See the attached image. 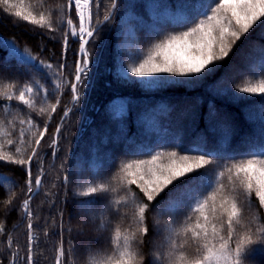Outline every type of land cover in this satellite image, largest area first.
Masks as SVG:
<instances>
[{
  "label": "trees",
  "instance_id": "16d2710c",
  "mask_svg": "<svg viewBox=\"0 0 264 264\" xmlns=\"http://www.w3.org/2000/svg\"><path fill=\"white\" fill-rule=\"evenodd\" d=\"M190 2L119 0V19L113 21L111 17L105 22L104 17L113 10L112 0H98L96 6L90 5L92 24L100 31L95 43L89 44L94 64L90 66L85 86L80 90L82 98L78 104L72 101L69 90L79 48L78 40L72 35L68 36L67 56L62 58L61 55L64 33L68 31L62 26L63 20L71 18L79 27L75 8L67 10V0H13V13L20 10L37 18L40 14L48 16L52 13L57 29L55 33L0 10V157L27 160L32 149L37 148L35 140L45 124L48 127L31 166L33 191L37 188L36 178H41L42 183L29 201L30 220L23 210V201L29 195L25 168L0 160V264H24L30 245L33 264L37 261L39 264H56L61 247L64 249L61 264H93L94 259L111 255L112 251L107 250L108 237L112 236L111 244L115 246V227L121 228L122 235H127L129 229L135 231L137 227L133 219L135 204L129 201V205L121 209L127 213L122 222L114 213L109 214L113 228L111 232L99 231L102 236L98 242H95V222L89 223L83 231H77V228H82V222L74 215L81 216L80 202L86 198L82 193H86L89 187L104 183L119 191L124 164L150 160L157 152L164 160L173 151L190 156L206 151L214 154L210 157L214 160L210 169H216L224 164L231 167L241 159L250 158V152L264 147V93L244 94L241 100L234 102L213 92L236 81L246 87L264 78V38H261L264 27L256 28L254 25L236 42L229 56L219 62L220 66L212 76L193 88L171 84L166 89L149 90L144 89L146 87H142L133 76L118 74L116 63L119 43L124 38V15L131 13L129 22L135 27L129 33L134 39L132 48L146 49L167 34L186 30V26L181 25H185L189 10L181 5ZM50 36L55 38L50 39ZM33 57L54 67L64 63L62 74H53L49 79L33 66ZM230 71H234L231 78L228 75ZM37 82L46 92H38ZM26 87H31L33 92L28 93ZM21 91H25L29 106L18 101ZM5 92L13 98L11 101L3 95ZM57 97L60 104L52 112ZM41 108L45 112L41 113ZM67 109L72 111L62 121ZM253 115L256 118L252 122L248 117ZM61 123L63 127L57 137L55 129ZM54 139L57 141L55 144L52 143ZM10 140L12 146L9 145ZM188 148L199 151H185ZM93 152L99 156L93 158ZM219 170L225 169L219 167ZM229 175L225 172L221 182L226 185L225 194L237 200L242 214L241 223L264 228V210L259 209L254 196L251 200L245 198L238 182L235 191L229 192L235 181L234 176L233 181H229ZM64 176L69 179L64 181ZM186 183L177 184V191ZM96 195V208L103 210L107 197L103 193ZM210 196L211 191H208L207 197ZM113 198L119 199L115 194ZM219 201L218 194L217 204ZM171 203L165 201L157 205L145 221L149 232L141 237L143 243L140 246L144 264H149V252H167L169 241L165 229L168 221L187 222L186 213L198 215L189 211L187 201L179 213L174 214L173 207L169 206ZM205 211L207 213L208 210ZM154 221L158 222L155 228ZM29 222L33 224L31 230L27 227ZM243 231L238 227V236ZM257 238L258 235L252 236L253 240ZM173 239L191 258L195 243L186 242L182 234ZM86 247L103 251L86 253ZM253 247L255 251L244 264H264V248L260 245Z\"/></svg>",
  "mask_w": 264,
  "mask_h": 264
},
{
  "label": "snow or ice",
  "instance_id": "6c2138e0",
  "mask_svg": "<svg viewBox=\"0 0 264 264\" xmlns=\"http://www.w3.org/2000/svg\"><path fill=\"white\" fill-rule=\"evenodd\" d=\"M97 4L98 0H67L66 4L67 10L75 8L79 24L78 31L71 18L64 19L62 24L63 27L68 28L62 40V58L67 56L69 35L75 37L79 42L74 75L69 86L72 101L75 104H78L82 98L80 90L85 86V78L89 75L90 66L94 64L89 52V44L90 42L95 43L100 31L99 27L92 24L91 11L86 16L84 8ZM116 6V0H112L111 7L115 9ZM181 6L189 10L185 25H181V27L186 26V30L165 35L144 59L135 65L127 66L125 73L144 78L142 81L149 84L159 85L168 84L169 76L181 78L171 80L173 84H191L205 80L212 76L220 66L219 62L229 56L236 42L240 41L242 36L249 33L250 29L264 18V0H209V2L191 0L190 3ZM14 7L13 0H0V10L34 26L46 28L49 32L57 31L54 27L52 13H49L48 16L40 14L37 18L20 10L13 13ZM97 11H99L98 8ZM110 19V15L104 17L105 21ZM85 21L88 22V27L84 26ZM49 38L54 39L55 37L50 36ZM32 61L37 71L49 79L53 74L57 76L62 74L65 67L64 63L54 67L35 57L32 58ZM25 90L28 93L33 92L31 87H26ZM37 90L46 92L39 82H37ZM236 91L239 94L264 93V79L260 80L256 86L237 88ZM3 95L9 101L13 99L6 92ZM18 101L22 102L24 106H29V101L25 100V91L19 93ZM59 104L60 99L57 97L51 111L55 112ZM39 111L43 113L45 109L41 108ZM71 111L72 109L64 111L61 120L63 121V118L67 117ZM62 127V123L56 127L57 137ZM47 130L48 127L45 124L44 130L35 140L37 148ZM56 142L54 139L52 143ZM9 145L12 146L11 140ZM37 148L32 149V154L27 160H14L10 156L0 157V160L25 168L27 194L29 195L28 199L23 201V210L29 220L32 217L29 201L34 194L31 166ZM16 151L18 152L19 149L17 148ZM185 151H199V149L188 148ZM213 155L206 151L194 156L180 155L173 151L168 153L166 162H161V153L157 152L151 156L150 160H134L123 165L121 169L124 173L121 178L123 183L119 184V191L116 187L100 183L95 187H89L86 193H82L86 197L80 202V214L83 218L82 231L87 228L89 223L95 222L97 231L111 232L113 221L109 218V214L114 213L121 218L122 222L127 218V213L122 212L121 209L127 207L129 201L135 204L133 213V219L137 225L135 231L129 229L127 235H122L121 228L115 227V246L111 244L112 236L108 237L109 248L107 250L112 251V254L99 260L94 259L93 264H144V255L140 246L143 243L141 237L149 232L145 221L155 207L165 201H172L169 206L173 207L174 214L179 213L180 207L187 201L189 211L198 213V215L193 216L186 213L187 222L175 219L168 221L165 229L168 231L167 239L169 241L167 252L159 254L149 252V264H155L157 261L158 264H244L255 251L254 245L264 248V228L241 223L242 214L241 209L237 207V200L231 195L225 194L226 185L221 182L225 172L230 174L229 181H233L234 176L235 181L228 191H235L236 182H238V185L244 190L245 198L251 200L254 196L259 209L264 210V147L258 151L250 152L248 154L250 158L241 159L231 167L224 164L219 165L216 169H210V166L214 164V160L210 158ZM219 167H223L225 170L221 171ZM233 168L235 169L234 173ZM62 179L67 181L69 178L64 176ZM182 181H187V183L182 184L177 191L176 185L181 184ZM34 183L39 187L42 183L41 178H36ZM133 186L135 190H133ZM208 191H211L210 197H207ZM121 192L124 195H120ZM99 193L105 194L108 201L104 209L100 211L96 208V194ZM113 194L119 199H114ZM218 194L220 201L217 204ZM8 203L11 204L12 201L9 200ZM153 223L155 228L158 222L154 221ZM27 227L31 230L33 224L29 222ZM238 227L244 229L239 236L237 234ZM0 230H2V226H0ZM181 234L186 238V242L190 240L196 245L191 258L185 250L175 244L173 237H179ZM253 235H258V238L253 240ZM96 251H103V249L85 248L86 253ZM12 255L15 256L16 253ZM63 255L64 249L61 247L58 250L56 264H61ZM24 264H33L31 245ZM36 264L39 262L37 261Z\"/></svg>",
  "mask_w": 264,
  "mask_h": 264
},
{
  "label": "rangeland",
  "instance_id": "374dc122",
  "mask_svg": "<svg viewBox=\"0 0 264 264\" xmlns=\"http://www.w3.org/2000/svg\"><path fill=\"white\" fill-rule=\"evenodd\" d=\"M118 1L116 0V3H117L116 7H118V8L117 9H113L111 11V14H110V16L113 17L112 18L113 21H115L116 18L119 19V12H120L119 9H120V7L118 6ZM84 12H85V15L87 16L88 13L90 12V5L89 6H85ZM124 16L125 17L122 20V23H123L122 29H124V36H123L124 38H122L120 40V43H119V48H118L119 56H118V62L116 63V66H117L118 74H124V75L133 76V74H131V73H125V68L127 66L135 65L138 62H140L142 59H144L147 56V54L152 51V49L154 48V45L156 43H158V42L154 43L152 46L150 45L151 47L149 46L146 49H144V48L143 49H140V48L133 49L132 45H133V40L134 39L132 38V34H129L132 31L133 27H134V24L129 22V20H131V13L129 12L128 14H125ZM84 26L85 27L89 26L87 21H85V25ZM255 27L256 28L257 27H264V19L261 22L259 21V23H257ZM76 30L78 31L79 27H76ZM261 38H264V35ZM246 55L247 54L244 55V58L246 57ZM242 56H243V53L239 56V58H241ZM232 73H233V76H234V71L233 72L230 71L228 73L230 78L232 76ZM134 79L136 81H138L142 87H146L144 89L156 90V89H160V88L166 89V87L168 85L173 84V81H171V80H176V79H181V78L169 76L168 77V79H169L168 84H165V85L149 84L148 82L142 81L144 78L134 77ZM262 79H264V78H262ZM200 83H201V81H198L196 83H191V84H184V85L187 86V87L193 88L196 84L199 85ZM258 83H259V81H257L255 83V85H251V86H256ZM243 86L244 85H242V84L239 85L238 81H236L231 86L230 85L221 86V88L214 89L213 92L219 94L221 96V98H223V99H227L229 101L230 100H234V102H237V101L241 100V97L244 94H239L236 91V89L237 88H242ZM255 118H256L255 115L248 117V119L250 121H252V122L255 121ZM262 119L264 120V116H263ZM92 154H93V158H97L99 156L98 153H94L93 152ZM166 161H167V159L161 160V162H166ZM74 217L77 218L79 220V222H82V220H83V218H81V216L79 214H75ZM77 229H78L77 231H81L82 228L80 227V228H77ZM101 236H102L101 233H99V231H97V233L95 235V242H98L101 239ZM61 259H62V257H61Z\"/></svg>",
  "mask_w": 264,
  "mask_h": 264
}]
</instances>
